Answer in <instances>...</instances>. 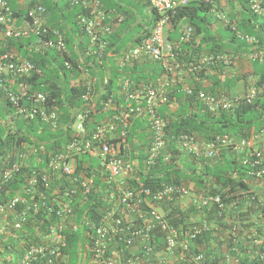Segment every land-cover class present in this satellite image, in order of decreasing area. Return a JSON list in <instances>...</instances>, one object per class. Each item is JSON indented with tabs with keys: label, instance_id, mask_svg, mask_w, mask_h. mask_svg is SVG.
I'll return each instance as SVG.
<instances>
[{
	"label": "trees",
	"instance_id": "trees-1",
	"mask_svg": "<svg viewBox=\"0 0 264 264\" xmlns=\"http://www.w3.org/2000/svg\"><path fill=\"white\" fill-rule=\"evenodd\" d=\"M98 1L104 14L103 23L107 25L110 31L109 33L103 32L100 35V41L106 42L102 64H98L95 56L91 53L87 56L79 55L83 54L81 52L88 48L90 52V46L92 45L87 36L79 33L78 25V16L85 14L86 8L84 6L88 5L90 0H7L9 9L17 20V25L27 23L25 17L27 9L39 3L45 10L46 25L63 33L65 52L48 50L42 47L35 48L37 38L34 35L17 41L10 40L6 47H0V51L10 53V48H15L18 53L17 58L27 59L35 66L38 72H32L24 77H14V80L16 84H26L29 95L36 92L44 94L46 96L44 106L47 112L53 111L55 114L53 131L38 128V125H41V127L47 125L46 122L40 120L39 110L42 106L30 103L25 98L21 99L23 109L32 110L31 108H33L37 110L33 118L27 119L24 116L25 111L18 113L11 107L6 93L3 91L4 86L1 85L0 173L16 161L14 154L19 155L26 152L24 148H21L23 142L32 144L36 152L33 157H39L41 160V164L37 168H44L49 161V156L59 153V147L71 141L72 130H70V126L75 119V115L79 112L76 111L81 108V95L86 92L84 86L74 83L75 78H78L81 74L77 68L95 69L99 73L93 89L103 100L120 89L119 79L127 78L133 85L140 83L152 85L165 73V67L162 63L149 59L139 65L125 66L121 69L117 68L115 64V61L123 53L148 35L157 19L155 11L150 8L151 16L147 26L143 27L144 25L137 24L138 29H135L132 38H129L128 35L131 29H134V24L137 23V18L133 12L134 7H123L122 3H125V0H119V4L113 2V0ZM146 1L149 3V0ZM261 1L264 6V0ZM228 2L232 5L229 15H225L227 24L224 29L229 33V42L237 43L235 45L237 46L236 50L247 52L248 49H251L252 54L253 52H259L263 37L256 28L264 27V19L260 18L262 21L257 27L254 23L251 24L259 19L251 11L249 0H231ZM216 4L213 2L205 4L192 1L177 9L175 13L168 14L171 26L177 27L180 23L185 22V27L192 28V35L190 41L181 46L178 55L169 60L171 64L176 62L178 66L180 65L182 72L179 76L182 81H177V84L171 89H166L168 101L158 105L156 109L157 115L166 122L163 129L164 146L156 156L149 159L152 152L153 131L144 117H136L132 120L126 133L128 146L121 151L123 154L121 159L126 160L133 169L132 177L121 181L128 184L124 188L130 186L136 189L137 185L133 178L138 177L145 188L149 187L151 190L190 181L196 186L198 192L202 191L210 195L219 194L227 207L233 203L241 205L244 197L250 194L258 198L264 206V200L259 197V194H255L254 190L250 189L249 183H246V178L248 176L253 177V175H250L252 171L250 165L244 164L248 152H253L248 138L250 130L261 124L264 117V98L261 95H253L255 88L250 86L245 94L227 99L231 102L229 109L222 110L218 107L214 112H210L205 103L198 98L199 91L209 95L218 93L215 87H210L207 90L201 88L197 81L203 76L206 69H210L200 63V54H212L214 57L219 53L235 55L231 54L232 50L229 47L219 44L221 40L216 39V36L210 33L209 27L213 20L207 16ZM236 5L241 8V19H237L238 12L234 11ZM114 7H116V10L112 12ZM112 24L117 25L116 28H113ZM141 28L143 30H140ZM196 36H201L202 40L197 46L193 42ZM248 37H253L256 42L248 43L244 39ZM202 45H206V49ZM108 53H111V58L107 56ZM65 60L68 61L69 67L65 66ZM255 60L257 62H253V67L261 68L262 65L264 67V62H259V58ZM191 64L194 69L185 75L184 71L186 72ZM219 64L221 63L219 62L215 66ZM88 65H92V67ZM105 76H108V83L106 87H102V79ZM216 85L217 82L214 86ZM257 85L264 86L263 72L259 73ZM184 87L191 88V94H185ZM5 88H7L6 83ZM225 97L223 96V98ZM117 99L122 100L120 96ZM171 104H177V107L172 109L170 108ZM99 109L100 105H98L93 115L86 117L85 127L87 132H84L78 138L79 140L91 138L92 131L97 124L117 114L116 111L104 113ZM15 113L17 114L15 115ZM98 116L101 118L100 120H96ZM259 130L261 128L258 126ZM120 131L121 128L119 127L116 133ZM180 134L196 136L200 142H209L217 136L220 138L224 136L229 140L222 146H218L216 156L208 159H197L195 156H191L190 153L183 154L181 148L175 144L173 139ZM107 141L110 140L106 139ZM40 152H43V154H40ZM167 154L170 155L168 161L164 160ZM134 161L136 164L133 163ZM186 161H189V164L186 165ZM84 164L86 165L83 166ZM99 167V162L94 155L86 154L83 157L79 156L76 160L75 174L83 172L93 177V183L86 196L79 193L68 197L63 195L66 190H70L74 186L71 177L52 173L45 185V183L42 184V176L37 174L39 185L42 184V186L36 187L38 190L34 193H27L33 198L31 203L33 201L40 202L37 210L34 211L31 206L18 203L14 211L6 215L4 219L3 214L0 215V230L2 229L6 234V237L0 236V264H19V259L23 253L32 246L42 244L53 226L58 228L61 223H63L61 232L65 239L64 245L60 248L61 257L51 264H83V260L78 253L80 249L84 250L85 246L89 247L85 250V264H95L94 252L91 251L96 237L94 230L100 225V222L102 224L106 222V211L118 206L119 212H123V214L129 212L123 210L128 208L120 202V191H118L114 182L105 181L106 173L103 172L104 170L98 171ZM29 168H20L7 180L1 175L2 173L0 174V204L5 205L6 201L24 188L27 177H31L41 170L33 166ZM78 175H74L72 178ZM26 189L31 190L32 186ZM23 194V197L27 195L26 193ZM55 200H60V203L66 204L70 213L58 215L55 212L56 210H51L50 206L58 208L55 205H58L59 202H54ZM41 202H45V204L42 205ZM164 203L167 204L163 208L164 218L168 224L175 228L180 225L182 219L184 220L190 215L197 216L199 213L198 210H195V207L182 208L179 202L175 200L165 201ZM256 207L253 208L252 213H238V217H241L238 219L241 226L238 231L239 234L243 233L245 235L242 241L237 240L234 235L228 236L229 225L222 222V217L218 216L219 209L216 205H211L209 208L202 210L199 214L209 222L217 225L218 233L214 236L210 231L199 235L194 241L190 253L203 254L206 259L205 264H225L221 250L224 246L227 253L235 259L236 264H264V260L259 259L258 256V251L264 250V247L258 249L252 242L254 238L264 239V218L260 217V211ZM227 211L228 208L221 215H226ZM128 215L132 214L129 213ZM252 215H256L258 221L252 219ZM244 217L251 219L244 224ZM14 224H19L20 227L14 228ZM105 225L108 230L112 227L111 223H105ZM246 228L253 229V232L244 233ZM253 233L256 234L255 237L251 236V239L247 240L246 236L248 237ZM150 239L153 244L155 242L162 243L164 234L155 229ZM105 240L107 249L114 247L123 259L132 258L133 254L139 250H135L134 245H125L123 235L120 233L114 238L107 235ZM213 245L215 249L212 248ZM15 254H17V257ZM36 258L38 260L35 259L32 264H47L45 259ZM121 262L124 263L123 260Z\"/></svg>",
	"mask_w": 264,
	"mask_h": 264
},
{
	"label": "built area",
	"instance_id": "built-area-1",
	"mask_svg": "<svg viewBox=\"0 0 264 264\" xmlns=\"http://www.w3.org/2000/svg\"><path fill=\"white\" fill-rule=\"evenodd\" d=\"M192 0H149V4L153 11L157 15V19L154 23L152 30L148 33L147 37L141 39L136 45L130 48L127 52L123 53L117 64L119 66L131 65L133 62L152 60L160 62L165 67V73L155 81L152 85L136 84L133 85L128 79H122L120 84V92H114L110 97L104 100L99 99L101 102L96 101V98H100L95 95V89H93L96 78L90 77V79L80 80L79 78L74 80L75 84H81L86 88V92L81 95L82 105L75 115V119L71 124V130L73 138L67 145L66 151L55 154L50 157L48 162V169L52 173H60V175L69 176L74 183L75 188L64 192V196L75 195L79 193L82 196L90 191L93 183V177L84 176L82 174L75 178L76 172V158L79 155H94L99 162L98 171L104 170L109 180H115L117 189L120 191V202L128 209L127 214L119 212V207L114 206L110 210L106 211L105 223H111L112 227H108L105 223H101L94 230L95 240L91 251L94 252L95 264H205V258L201 253H190L192 248V241L199 235L205 232H212L215 236L218 233V226L213 222H209L201 215L197 218H189L183 226L175 228L168 224L164 218V213L160 211L155 204L165 201H172L173 198H183L188 195L189 191L183 186H164L161 189L151 190L149 187L145 188L143 183L134 177L136 189L130 186L126 188L124 182L121 180H127L132 177V167L127 161L121 159L123 155L122 149L127 147L126 133L132 120L136 117H144L153 131V145L151 148L150 158L152 159L164 146L163 141V129L166 126V122L157 115L156 109L158 105L168 101L166 89H171L177 84V81H182L179 76L181 74L180 65L173 62L170 65H166L167 60H171L178 55L181 46L190 41L192 35V28H184L179 37L173 41H166L164 38V30L169 22L168 14L175 13L177 9L186 6ZM205 3H210L211 0H203ZM251 9L256 14L264 13V9L260 6V0H250ZM86 12L84 15L78 16L79 33L87 36L92 48L90 53L95 56L98 64H102L105 56L106 42L100 41V35L103 32H110L107 25L103 23L104 14L101 9V4L98 0H90L88 5L84 6ZM27 23L17 25V20L13 17V13L10 11L7 4V0H0V47L7 46L10 40L17 41L22 38L34 35L37 38V45H40L44 49L57 50L58 52H65V41L63 33L57 29L50 28L46 25V15L44 8L37 3L36 5L27 9L25 14ZM114 27L115 24H112ZM248 42H253L251 38L246 39ZM108 57H112L111 53L107 54ZM15 54L0 51V87L4 86L3 91L9 98L13 106L16 107L18 113L25 111L26 118H32L37 110H25L18 103L21 99L25 98L27 101L33 104L41 105L42 108L39 110V115L49 120L53 126L55 124L54 113L46 114L44 112V104L46 96L42 93L36 92L31 95L28 94V90L24 86L19 87L17 93L10 89L9 85H14V77L28 76L32 72H37L35 66L27 61L17 62L15 60ZM200 63L202 66L208 67L214 63L220 62L225 65L232 64V59L227 56H213L201 57ZM108 63V61H107ZM65 66L69 67L68 61L65 60ZM82 76L84 75V69L81 67L77 68ZM194 68L192 64L188 67L185 75L191 72ZM109 73V72H108ZM183 75V76H185ZM84 77V76H83ZM9 78V79H8ZM108 76L103 77L102 87H106ZM121 82V81H120ZM5 83H9L5 88ZM119 84V80H118ZM185 94H191V88H184ZM119 95L123 102H119ZM98 96V97H96ZM198 98L205 103V106L214 112L218 107L222 110H227L231 106V102L224 98L215 99L214 96L204 94L203 91L198 92ZM249 101V100H248ZM98 105L102 112L116 111L117 114L105 119L102 123L97 124L95 129L92 131L91 138L79 140L80 136L87 132L85 127V119L88 115H93ZM121 128V131L116 133V130ZM106 139L110 141L106 142ZM228 138L222 136L215 137L214 140L209 142H200L196 136L180 134L176 136L173 141L182 151L190 153L197 159L200 158H212L218 154V146H222L228 142ZM243 145V144H242ZM244 160V164L250 165L252 171L250 175L255 176L259 180L264 181V158L258 151L248 152ZM170 155L167 154L164 160L168 161ZM257 168V169H256ZM12 170H6L3 173L5 180L10 178ZM48 177L44 175L43 183H47ZM36 179L29 180L25 187L14 194L5 205L0 204V215L10 213L14 211L16 204L22 203L27 206H31L34 211L40 205V202L33 201L31 196L27 193H34L36 191ZM45 183V185H46ZM42 184L40 186H42ZM32 186L31 190L26 189ZM129 187V188H128ZM123 188V189H122ZM23 193L27 195L24 196ZM23 195V196H22ZM59 202L58 208L53 206L51 210H56V214L62 215L64 213H70L69 208L66 204ZM134 201V203H132ZM192 205L195 210L202 212V210L209 208L211 205H216L219 209L218 216L222 217V222H229L230 220L234 223L229 225L228 236L235 235L238 229L241 228L239 225L238 213L249 212L252 213L253 208L258 209L260 217L264 218V206L258 198L250 194L241 202V205L233 203L231 206H226L225 202L219 194L204 195L198 194L192 198ZM253 202H255L253 204ZM42 205L45 202H41ZM142 206H147V210L143 211ZM29 208V207H27ZM130 208V209H129ZM226 215H221L223 211L227 210ZM239 208V209H238ZM132 215H128V214ZM252 217H257L252 215ZM14 228H19V224H14ZM75 230V228L73 227ZM155 229H158L164 234V240L161 243L151 242V234ZM61 225L56 228L53 226L50 233L47 234L45 241L37 246H32L28 251L23 253L20 257L19 264H32V262L39 257L45 259L47 264H51L60 258V248L64 245V236L62 234ZM122 234L123 241L127 246H135V250L139 249L133 254V257H128L124 260V263L119 262L118 254L116 251L109 252L107 249V242L105 238L107 235L114 238L115 236ZM255 233L250 236H246L247 240L255 237ZM254 246L258 249L264 247V239L254 238L252 241ZM251 242V243H252ZM215 249V246L213 247ZM106 250V251H105ZM177 250L179 253H177ZM222 254L224 257L225 264L235 263V259L231 257L224 246H222ZM189 253V255H188ZM259 259L264 260V250L258 251ZM174 258L175 263L171 260Z\"/></svg>",
	"mask_w": 264,
	"mask_h": 264
},
{
	"label": "crops",
	"instance_id": "crops-1",
	"mask_svg": "<svg viewBox=\"0 0 264 264\" xmlns=\"http://www.w3.org/2000/svg\"><path fill=\"white\" fill-rule=\"evenodd\" d=\"M219 1V5L215 7L216 12L221 14V15H226L230 13V8L231 5L230 2H225L224 0H218ZM113 2L119 4V0H113ZM114 5V4H113ZM123 7H134L133 8V12L135 13V16L137 18L136 20V24L134 29H131V32L137 28V24H141L144 25L143 27L147 26V23L150 20V16H151V12H150V7H149V3L146 0H125V3H122ZM116 10V7L112 8V12H114ZM234 11H237L239 13H237V19H241V8L239 6L236 5V8ZM141 16V17H139ZM227 16V15H226ZM208 18H210L212 21L209 29H210V33L214 34L216 36V39L221 40V42L219 43L217 41V43L222 44L224 47H229L232 52L231 54H236L233 55V64L230 66H226L224 64H219L218 66L215 67H211L209 70L206 69L203 76L198 79V83L201 86V88L207 90L210 87H215L218 91V93L216 92V94L218 95H225V96H229V97H234V96H241L243 94H245L246 90L252 86L256 89V96L257 95H261V97L264 98V86L262 85H257V80H258V76L259 73H264V67L262 65L261 68H255L253 67V62L256 61L255 59L258 56V53L261 54V58L263 59L262 61L259 59V62H264V27L262 28H256V30L259 32V34L263 37V41H262V45L260 46V49L258 50L259 52H253V54L251 53V49H248V51L244 52V51H240V50H236L237 46L236 42L235 43H230L228 39H223L219 36V32L223 31L226 32L224 29V23L222 20H220L217 17V14L214 12H210L207 16ZM258 18V17H257ZM227 19V17H226ZM259 20L257 22H252L251 24L257 27V25L260 24V22L262 21V19L258 18ZM146 23H145V22ZM183 25L181 26H177V27H167V29L165 30V37L167 38V41H174L178 35H179V31L181 29H183L185 27V22H182ZM117 25H115L113 28H116ZM140 30H143V28H141ZM130 32V33H131ZM140 36V35H139ZM201 36H196L193 40V42L195 43V46H197L200 42H201ZM130 45V44H129ZM202 47L204 49H206V45H202ZM204 52V51H203ZM202 52V53H203ZM83 54H79V55H83V56H87V50H84L83 52H81ZM203 55V54H202ZM201 56V54H200ZM170 60V59H169ZM168 63V60L165 64ZM261 63V64H262ZM139 65V64H137ZM91 66L92 65H88ZM83 68V67H82ZM94 71V72H93ZM255 73V75H254ZM99 73L97 71L94 70H84V77L82 76V74L79 75V79L83 80V79H90V77L96 78V80H98V75ZM258 75V76H257ZM77 78V79H78ZM188 80V79H187ZM217 82V85L214 86ZM185 86V85H183ZM185 88V87H184ZM98 93H96L95 95H97ZM98 97V96H96ZM100 98H96V101H99V103L101 102L99 100ZM177 107V104H171L170 108L175 109ZM258 126L259 128H261V130L258 131ZM249 141H250V146L252 147V149L254 151H258L260 152L263 157H264V117L262 118V122L259 125H256V127H254L253 129L250 130V134L248 136ZM136 164V163H135ZM246 183H249V187L251 190H254L255 194H259V197L261 199L264 200V181L257 179L255 176L254 177H250L248 176L246 178ZM189 187H192V185H190ZM252 218V216H251ZM251 218H246L244 217V224H246L248 221H250ZM258 217H253L252 219H257ZM240 222V221H239ZM261 222V221H260ZM225 224L227 225H233L234 223L230 220L229 222H225ZM245 232H249L252 233L253 229L251 228H246ZM244 234L237 232L234 237L239 240L242 241L244 239ZM234 264V263H233Z\"/></svg>",
	"mask_w": 264,
	"mask_h": 264
},
{
	"label": "clouds",
	"instance_id": "clouds-1",
	"mask_svg": "<svg viewBox=\"0 0 264 264\" xmlns=\"http://www.w3.org/2000/svg\"><path fill=\"white\" fill-rule=\"evenodd\" d=\"M192 1H198V2H202V3H205V2H203V0H192ZM191 1V2H192ZM228 1H231V0H227V2ZM250 1V0H249ZM211 2H213L214 4L215 3H217L216 5H215V7L216 6H218L219 5V1L218 0H211ZM205 4H208V3H205ZM260 6H261V8L262 9H264V6H263V3H262V1L260 0ZM215 7L214 8H212V10H211V12H214V13H216L217 14V17L220 19V20H222L223 21V23H224V27L226 26V24H227V19H226V17L224 16V15H221V14H219V13H217L216 12V9H215ZM150 8H151V6H150ZM250 8H251V3H250ZM152 9V8H151ZM153 10V9H152ZM251 11L253 12V10L251 9ZM253 14L254 15H256L258 18H262V19H264V13H262V14H256V13H254L253 12ZM226 19V20H225ZM154 26V25H153ZM173 27V26H171V24L168 22V24L166 25V27H165V30L167 29V27ZM153 28V27H152ZM152 28L150 29V31L152 30ZM184 28H187V27H184ZM183 28V29H184ZM183 29H181L180 31H179V34H180V32L183 30ZM165 30H164V38L166 39V41H167V38L165 37ZM145 37H147V36H144L143 38H145ZM178 37H179V35H178ZM177 37V38H178ZM142 38V39H143ZM176 38V39H177ZM248 38H251V39H253L254 41L253 42H256V40L253 38V37H248ZM245 40L247 39V38H244ZM175 41V40H174ZM247 41V40H246ZM170 42H173V41H170ZM248 42V41H247ZM248 43H252V42H248ZM36 47L35 48H39V47H41L40 45H37V42H36ZM92 49V48H91ZM91 49H90V51H91ZM10 51H11V54L12 53H14L15 54V57L17 56V52L15 51V48H10ZM6 52H8V51H6ZM87 52H89V48L87 49ZM217 56H227V57H230L231 59H232V64H233V58H234V56L233 55H229V54H222V53H219V55L218 54H216ZM236 55V54H235ZM122 56V55H121ZM120 56V57H121ZM209 56H213L212 54H209V55H206V54H203V55H201L200 56V58L201 57H209ZM120 57H119V59H120ZM214 57V56H213ZM111 58V57H110ZM215 58V57H214ZM257 58H259L261 61L263 60L262 58H261V54H259L258 53V56H257ZM256 58V59H257ZM118 59V60H119ZM15 60L17 61V62H21V61H27V62H30V61H28L27 59H21V58H15ZM118 60H116L115 61V64H116V66H117V68H123V67H125V66H128V67H133L135 64H140L141 62H145L146 60H141V61H137V62H133V64H131V65H124V66H119L118 67V64H117V62H118ZM31 63V62H30ZM217 63H219V62H217ZM217 63H214V64H212V65H210V66H208L209 68H211L212 66H215ZM171 64V62H169V60H168V63L166 64V65H170ZM221 64H223V63H221ZM232 64H230V65H232ZM225 65V64H224ZM230 65H226V66H230ZM36 71L38 72V70L36 69ZM108 74V73H107ZM9 79V78H8ZM14 79V78H13ZM76 79V78H75ZM123 79V78H122ZM122 79H119V88H120V84H122ZM125 79H127V78H125ZM121 81V82H120ZM7 85H9V83H6ZM140 84H142V83H140ZM10 86V89L13 91V92H15V93H17L18 91H19V87L20 86H24V88L25 89H27L28 90V87H27V85L26 84H16V82H15V80H14V85H9ZM119 90V92H120V89H118ZM116 94V93H115ZM208 94V93H207ZM253 95H255L256 94V91H255V89L253 90V93H252ZM120 96V95H119ZM211 96H214V98L215 99H219V98H223V96H225V95H222V96H219V95H211ZM7 97V96H6ZM121 97V96H120ZM236 97H239V96H234V97H229L228 98V96H226L224 99H230V98H236ZM8 98V97H7ZM103 99V98H102ZM122 99V98H121ZM8 101L10 102V100H9V98H8ZM119 102H123V100H121V101H119ZM20 106H22L21 105V100H20V102L18 103ZM10 105H11V107L13 108V109H15L16 110V107L15 106H13L12 105V103L10 102ZM3 108V107H2ZM23 108V107H22ZM54 108V107H53ZM44 112L48 115V114H50L51 112H53V111H49V112H47V110H46V108H45V106H44ZM17 111V110H16ZM54 113V112H53ZM17 113H15V115H16ZM13 114L11 113V116H12ZM34 116H35V114H34ZM33 116V117H34ZM32 117V118H33ZM18 118V117H17ZM27 119H31V118H27ZM40 120H41V122H46L47 123V127L49 128V130L51 131H53V128H54V126H53V124L49 121V120H47V119H44V118H42L41 116H40ZM38 128H44V125H42V127H41V125H38ZM70 130H71V126H70ZM72 138H73V135H72V131H71V140H72ZM69 144V142L67 143V144H62L60 147H59V149H60V152L59 153H62V152H65L66 151V148H67V145ZM251 147V146H250ZM21 148H24V150H26V152L25 153H22V154H19V155H17V154H14V157L16 158V161L14 162V163H12V164H10L9 165V168H7V169H4V171L3 172H1L0 174L3 176V173L6 171V170H12V173H11V176H13V174L14 173H16V172H18L19 170H20V168H22V167H25V168H29L30 166H33V167H35L36 169H41V170H39V173L37 172L35 175H33V176H29V177H27L26 178V180H25V183H27L29 180H31V179H36L37 180V183L35 184V185H37L36 187H39L40 185V183H39V181H38V178H37V174L38 175H41L42 176V178L44 177V175H46L47 177H48V179L50 178V174H52V171H50L49 169H48V162H47V164H46V167H44V168H37L40 164H41V160H40V158L39 157H33V155L36 153L35 152V150H34V148H33V146H32V144H28V143H26V142H23L22 144H21ZM41 149V148H40ZM182 153L183 154H186V152L185 151H182ZM40 154H43V152H40ZM55 154H58V153H55ZM55 154H52V155H50L49 157H51V156H53V155H55ZM262 155V154H261ZM79 156H81V157H83V156H85V155H79ZM192 156V155H191ZM188 157H190V156H188ZM262 157H263V155H262ZM78 158V157H77ZM76 158V159H77ZM264 158V157H263ZM50 159V158H49ZM199 162V161H198ZM134 164L136 163L135 161L133 162ZM86 164H84L83 166H85ZM30 169V168H29ZM42 169H45L44 171L42 170ZM34 170V169H33ZM34 172V171H33ZM81 172V171H80ZM79 174V173H78ZM78 174H75V175H78ZM80 174H82V176L81 177H86V176H89V174H85V173H80ZM79 174V175H80ZM58 175H60V173H58ZM60 176H63V175H60ZM66 177V176H65ZM67 177H69V176H67ZM105 181H109V179L107 178V175H106V177H105ZM110 182H114V184H115V186L117 187V184H116V179L114 180H110ZM26 185V184H25ZM190 185H192V187H189ZM176 186H183V187H185V188H187L188 189V191H189V193H188V195L187 196H185V197H183V198H179V197H175V198H173L172 200H175L176 202H179V204L181 205V207L182 208H184V207H192L193 208V205H192V198L195 196V195H198V194H204V195H207L208 193H206V192H202V191H197L196 189V186L192 183V182H190V181H186L185 183H180L179 185H176ZM25 187V186H24ZM41 187V186H40ZM206 187V186H205ZM72 188H75V186H72ZM36 190H38V188H35ZM71 190V189H70ZM67 191V190H66ZM69 191V190H68ZM167 202V201H166ZM155 206L160 210V211H162L163 213H164V206H167V204L166 203H164V202H161V203H156L155 204ZM142 208V210L143 211H146L147 210V206H142L141 207ZM11 213V212H10ZM9 212L8 213H5V214H3V219L6 217V215H8V214H10ZM201 214H199L198 213V215L197 216H200ZM197 216H187L186 218H184V220L182 219V221H181V223H180V225L178 226V227H180V226H183L184 225V223L189 219V218H197ZM61 225V227L63 228V223H61L60 224ZM177 227V228H178ZM196 240V238L191 242L192 243V245L191 246H194V241ZM89 247L88 246H85L84 247V250L83 249H80L79 250V256H80V258H82V260H83V264H85V259H86V253H85V250L86 249H88ZM114 251H116L117 252V254H118V258H119V262H121L122 260L124 261L126 258H121V256L119 255V251L118 250H115V248L114 247H112L111 249H110V247H109V252H114ZM177 253H179V251L177 250ZM60 254H61V252H60ZM61 256V255H60ZM172 261H173V263H175V260H174V258H172L171 259ZM122 263V262H121ZM234 264H236V262L234 263Z\"/></svg>",
	"mask_w": 264,
	"mask_h": 264
},
{
	"label": "rangeland",
	"instance_id": "rangeland-1",
	"mask_svg": "<svg viewBox=\"0 0 264 264\" xmlns=\"http://www.w3.org/2000/svg\"><path fill=\"white\" fill-rule=\"evenodd\" d=\"M226 3H227V0H224ZM181 25H183V23H180L179 24V26H181ZM134 34V30L128 35V37L129 38H132V35ZM219 34V36L221 37V38H223V39H228L229 38V33L226 31V32H223V31H221V32H219L218 33ZM238 42V41H237ZM236 45H237V43H236ZM257 62V61H256ZM101 118L98 116V117H96V120H100ZM90 126H92V125H90ZM44 128H46V129H48L49 130V128L46 126V125H44ZM48 132H50V131H48ZM51 137H52V135H51ZM53 138V137H52ZM33 141V140H32ZM186 163V165L187 164H189V161H186L185 162ZM43 171L45 170V169H42ZM1 235H3V237H6V234L3 232V230L1 229L0 230V236ZM15 256L17 257V254H15Z\"/></svg>",
	"mask_w": 264,
	"mask_h": 264
}]
</instances>
